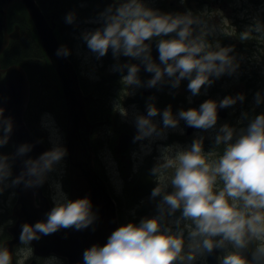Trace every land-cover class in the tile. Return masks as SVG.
<instances>
[{
	"label": "clouds",
	"instance_id": "obj_1",
	"mask_svg": "<svg viewBox=\"0 0 264 264\" xmlns=\"http://www.w3.org/2000/svg\"><path fill=\"white\" fill-rule=\"evenodd\" d=\"M64 22L75 25L76 13L68 12ZM86 23L101 26L83 31L79 39L97 60L111 51L116 61L112 71L121 73V83L128 88L169 85L178 89L181 82L187 80V90L192 96H198L202 88L213 85V78L232 76L240 67L236 57L230 55L233 48L208 41L216 27H210L201 14L194 15L191 11L163 14L146 6L143 0H113L95 20ZM254 33L264 39V23L259 19L240 33V40L246 41ZM153 42L159 63L152 56ZM55 55L68 58L71 51L60 45ZM121 57L139 63H121ZM141 66L152 74L147 81L140 78ZM155 99V96L148 98L146 115L133 116L137 132L134 143L165 139L167 129H178L181 121L187 127L211 130L217 125L218 107L230 108L245 97L240 94L219 102L207 100L199 109H181L176 115L171 105L162 111L158 109L153 103ZM255 103H264V95L256 93ZM117 107H120L119 102L114 104V110ZM4 112L0 107V149L8 145L14 131L13 118L5 117ZM120 115L127 118L128 113L122 109ZM157 116L162 118L163 127L154 122ZM243 118L248 123L239 129L222 125L214 137L215 148L208 153L203 150V137L194 139L189 149L179 145L161 148V157L150 171V175L157 178L151 199L159 198L158 215L141 219L139 225L120 226L105 245H93L83 252V264H193L197 257L212 254L217 249L223 252L219 264H264V246L258 243L264 240V114L249 117L248 113H243ZM42 126L50 130L53 147L38 158H25L35 147L29 143L16 146L11 155L0 152V193L21 184L25 189L42 187L50 181L49 174L58 171L68 151L61 146L58 129L47 114ZM180 131L183 134V130ZM220 146L223 151L217 154L215 149ZM212 156L216 159L210 160ZM17 159L21 160L22 171L13 177V164ZM169 170L170 180L166 176ZM50 187L54 191L53 206L45 213V220L20 226L19 239L23 245L62 229H88L99 218L89 198L70 199L59 180H51ZM178 211L181 215L174 221L178 229L174 233L171 227H164L163 221ZM253 241L257 247L249 261L244 251ZM21 251L24 253L23 249ZM0 264H12V254L7 247L0 248Z\"/></svg>",
	"mask_w": 264,
	"mask_h": 264
},
{
	"label": "rangeland",
	"instance_id": "obj_2",
	"mask_svg": "<svg viewBox=\"0 0 264 264\" xmlns=\"http://www.w3.org/2000/svg\"><path fill=\"white\" fill-rule=\"evenodd\" d=\"M187 1L143 0L146 6L162 12L173 7L171 6L172 4L170 5L171 2H173V5L188 9ZM217 1L208 0L209 3L206 6V9L211 11V18L207 23L210 27L213 25L216 27L215 33L208 37V41L213 45L219 43L221 47L233 48L234 50L230 55L236 57V62L240 67L237 73L232 76L224 75L219 79L213 78L215 80L213 85L202 88L201 94L198 96H192L187 90V80L182 81L178 89L170 88L168 91H165L164 88H157L154 95H151L149 88L146 87L136 88L133 86L128 88L127 85L121 83V73L112 71V66L116 63L115 60L112 64L105 66V57L108 58L107 61H111V51L107 56L97 60L95 55L88 50L84 42L79 39L80 34L85 30H94L101 25L99 23H86V21L95 20L100 12H103L113 3V0H90V2L69 0L68 12L74 11L76 13V24L67 26L62 25V22L58 21L59 27L57 33L62 39V45H65L70 49L71 53L77 55L76 64H78V73L81 76L84 88L88 92L93 89L96 90L95 97L97 101L88 104L90 120L93 122L94 118H100L104 121L107 117L109 118L108 124L100 126L93 131L91 137L92 146L100 161L107 163L110 179L115 182L119 191L122 189L123 184L121 182L119 167H117L113 160V145L120 135L119 131L127 130L132 136L137 134L133 116L134 114L146 115V105L149 102V97L155 96L156 99L153 103L160 110L162 109L163 102L166 101L168 103L170 100L172 104L180 102L183 106L189 107L195 105L198 101L201 104L207 100L219 102L226 97L227 91L231 92L235 86L242 89L245 99L242 102L238 101L236 105L229 108L230 112L233 111L235 115L230 126L237 129L246 126L248 120L243 118V113H248L249 117L264 114V103L260 105L255 103L256 93L264 95V39L257 38L255 33L252 38L246 41H241L239 36L240 33L246 31L254 23V20L259 19L261 23H264V0H224L227 3L225 7L221 6L223 0H219V3ZM46 10L47 12L51 11L49 6H47ZM232 10L233 12L231 13ZM167 12L172 14L170 10ZM156 51V46L152 44V56L154 59H156L154 56ZM151 76L149 75L142 81H147ZM167 92H171L174 96L167 95ZM185 98H188V100ZM189 98H191V102H189ZM116 102H119L120 107L114 110ZM122 109L127 111V118L120 115ZM49 116L54 121L55 128L58 129L61 146L66 148L65 127H63L61 120L56 115L51 114ZM153 119L159 126L162 125V118L160 116ZM242 120L243 123H241ZM217 124L222 126V123L217 122ZM216 129L217 126L212 130ZM46 130L47 136H45V140L52 148L53 144L50 142L51 133L49 129ZM129 150L133 151V146ZM0 152L6 154L5 147L0 149ZM213 158L216 159V156ZM49 175L50 181L43 186L47 195L52 197L54 191L50 187L51 180H59L62 183L63 179L68 176L67 156L61 165L58 166V171ZM8 183L10 184V181ZM63 190L69 196L68 191L64 188ZM16 197V187H8L3 193H0V248L3 241L11 238L6 228L15 222V219L10 218V214ZM22 249L26 254L22 253ZM15 259L17 264H31L34 260L37 261L36 264H66L65 260L55 256L37 258L34 256L30 244L23 245L21 243L15 250Z\"/></svg>",
	"mask_w": 264,
	"mask_h": 264
},
{
	"label": "water",
	"instance_id": "obj_3",
	"mask_svg": "<svg viewBox=\"0 0 264 264\" xmlns=\"http://www.w3.org/2000/svg\"><path fill=\"white\" fill-rule=\"evenodd\" d=\"M20 3L25 8L45 55L58 76L66 106V149L68 151L69 178L63 181V186L70 190V199L89 198L93 204V211L98 213V220L93 226L82 231L62 229L55 234L43 236L33 241L30 246L37 258L55 256L67 261V264H83V252L93 245L103 246L108 237L118 228L115 204L111 198L109 188L96 171L95 151L91 143V134L101 123H91L87 103L93 99L92 92L85 94L75 66L69 58H57L56 49L60 43L56 37V23L54 15L47 17L37 0H0V59L13 41L21 38L19 25L9 29L8 11L14 4ZM143 67V66H142ZM241 92L235 90V95ZM31 99V84L28 75L17 64L3 67L0 60V107L5 109V117H12L14 131L8 143L10 155L16 151V146L24 143L34 144L35 147L28 157L38 158L50 148L36 137L26 124L25 116ZM221 117L226 116L225 109L217 108ZM132 138L122 133L115 146V153H124ZM22 171L21 160L13 164V176H19ZM151 191L148 176L144 175L134 187V194L145 195ZM16 201L12 207L10 217L15 222L7 227L11 236L3 241L1 248L7 247L12 254V264H17L15 250L20 244V226L24 223L35 224L45 220V213L53 206L43 187L25 189L21 184L16 186ZM95 228V231L92 229ZM255 244L249 245L244 255L249 261ZM214 264L217 261L213 257ZM33 261L31 264H36Z\"/></svg>",
	"mask_w": 264,
	"mask_h": 264
},
{
	"label": "flooded vegetation",
	"instance_id": "obj_4",
	"mask_svg": "<svg viewBox=\"0 0 264 264\" xmlns=\"http://www.w3.org/2000/svg\"><path fill=\"white\" fill-rule=\"evenodd\" d=\"M83 1V0H82ZM84 2V1H83ZM85 2H90V0H85ZM218 3L220 2L219 0L217 1ZM208 0H204V1H199V0H188L187 1V8H182L179 7L177 5H173V2L170 3L171 6H173L172 8L168 9L172 12V14H185L188 11H191L194 15H200L201 14V18L206 20V22H209L211 16V11L206 9V6L208 4ZM227 5V3L223 0L222 1V5L223 7H225ZM154 9V8H153ZM66 9L62 8L61 6L57 9V13H54V21L56 23V37L60 43V45H62V39L59 36V34L57 33L58 27H59V22L57 20V16L62 14V12H64ZM167 9L161 13L163 14H169L167 11ZM205 11H207V14H203ZM233 12V10L231 11V13ZM174 35V34H172ZM166 38H171V37H166ZM153 44L155 45V42H153ZM76 54L75 53H71V55L68 57L71 62L73 63V65L76 68V71L78 73L79 68H77L76 64ZM155 58L153 57V59L159 63V53L158 51L155 52ZM108 58L105 57L104 61H105V66H108L109 64H112V62L114 61L113 57L111 56V61H107ZM126 61H130L129 58H125V57H121L120 62L121 63H126ZM132 63H138L137 61L131 60ZM126 74V73H125ZM79 75V79L81 82V87L83 89V92L86 93L85 88H84V84L82 82L81 76ZM141 80L145 79L146 77H148L149 75H152L146 71H144L143 67L141 66V72L139 73ZM165 89V91H168V89H170L171 87L169 85H164L161 87V89ZM160 89V88H159ZM239 90L241 92V94H243V91L240 87H233L232 91H227L226 93V97L227 96H232V97H236L235 95V90ZM150 90V94L154 95L156 94L157 88H151ZM95 91L96 90H91ZM88 93V92H87ZM90 93V91H89ZM93 94V92H92ZM163 94V93H162ZM160 94V95H162ZM169 96H174V94H172L171 92H167L166 93ZM186 100H188V98H185ZM222 100V99H221ZM97 101V98L93 97V99L89 102L90 103H94ZM169 105L172 106V111L173 114L176 115L179 110L184 109V110H188L190 108H196L199 109L201 103L200 101L196 102L195 105L189 106V107H185L183 106L182 103H177V104H172L171 100L167 103L166 101L163 102L162 104V110H164L165 108H167ZM226 112V116L223 118L221 117V115L218 114V123H222V125L224 124H232V120H234V112H230L229 108L225 109ZM218 113V112H217ZM109 123V118L107 117L106 120L101 121V125L97 126H103ZM217 129L216 130H208V131H204L201 129H195V128H191V127H187L186 124L181 121L179 128L178 129H167V136L165 139H156L152 142H149L148 140L145 141H141V142H133V138L134 136L130 135V133H128V131H119L120 135L122 133H127L128 135L131 136L132 140L130 142V144L128 145L127 150L120 154L117 155L115 153V146L117 145V140L116 139L114 145H113V160L115 162V164L117 165V167H119V171H120V176H121V182L123 184L122 189L119 191V189L117 188V185L115 184V182H113L110 179V176L108 174V168H107V163H104L103 161H100V159L97 157L96 153H95V161H96V171L99 174V176L105 181L106 185L109 188V192L111 194V198L115 204V208H116V216H117V221H118V228L122 225H126L128 223H134L136 225H139L141 219L147 217V218H152L155 217L156 215H158L157 210H156V205L159 201V198H157V200H152L151 199V192L154 189V187H156V183H157V178L153 177L152 175H150V171L152 169V167L159 161L160 157H161V151L160 148L157 146L158 142H164L165 147L170 146L171 144L174 143V133H178L182 138L185 139H189V142L187 144L186 149H188L193 140L203 137V150L205 153H208L212 150H214L215 145H214V137L217 134L219 128L221 127V125H216ZM163 127V124L160 126ZM215 128V127H214ZM213 128V129H214ZM183 130V134H181L180 130ZM95 130V129H94ZM93 130V131H94ZM93 134V132H92ZM91 134V137H92ZM119 135V136H120ZM92 139V138H91ZM134 148L133 151H130V147ZM150 148V152L148 151V149ZM217 154L222 153L223 151V146H220L218 149H215ZM214 156L210 157V160H213ZM119 173V172H118ZM144 175L148 176V182L150 184L151 187V191L148 194L145 195H135L134 194V187L137 185L138 181L143 178ZM166 176L169 178L171 177V171L169 170L168 172H166ZM69 178V173L68 176ZM65 179H68V178ZM63 179V181L65 180ZM63 183V182H62ZM64 188V186H63ZM65 190L68 191L69 193V197H70V190L64 188ZM45 194L47 195V192L44 188ZM169 192L172 191L171 188H169L168 190ZM48 198L50 199L51 203V197H49V195H47ZM53 205V204H52ZM134 213V214H133ZM181 215V213L178 211L174 216L172 217H168L166 218L165 221H163V225L165 228L171 227L173 229V232H177L178 229L174 224L175 219L179 218V216ZM181 228H183V223L180 225ZM185 235H187V233H185ZM255 244V249L257 247V243L255 241H253ZM260 245L264 246V240H261L258 242ZM252 244V243H251ZM255 251V250H254ZM214 255H216L217 257V261L215 264H219V257L223 255V252L219 249L215 250L212 254H207L205 256H200L197 257V259L193 262V264H214ZM66 261V260H65Z\"/></svg>",
	"mask_w": 264,
	"mask_h": 264
},
{
	"label": "trees",
	"instance_id": "obj_5",
	"mask_svg": "<svg viewBox=\"0 0 264 264\" xmlns=\"http://www.w3.org/2000/svg\"><path fill=\"white\" fill-rule=\"evenodd\" d=\"M37 2L48 18L54 15V13H57V9L60 6L65 8L66 10L56 18L59 22H62V25L68 26V24L64 22V17L69 10V0H37ZM47 6H49L51 11H45ZM15 24L20 26L21 38L18 41L10 43V46L1 56L0 60L3 67L17 64L25 69L31 84V99L25 121L31 132L42 142L47 144L45 140L47 130L41 127V122L44 118L43 115L48 112L54 113V107H59L58 113L60 114V120L63 127H66L65 99L62 93L60 80L45 55L31 19L20 3L14 4L9 10L10 29H12ZM5 63H7V65H5ZM84 91H86V93L88 92L86 89ZM92 92L95 97L96 92ZM101 121L102 119L100 118H94L93 120L94 123H99ZM5 151L6 154L10 155L9 145L5 146Z\"/></svg>",
	"mask_w": 264,
	"mask_h": 264
},
{
	"label": "bare ground",
	"instance_id": "obj_6",
	"mask_svg": "<svg viewBox=\"0 0 264 264\" xmlns=\"http://www.w3.org/2000/svg\"><path fill=\"white\" fill-rule=\"evenodd\" d=\"M83 1H85V0H83ZM54 113H52V112H48L47 113V115L49 116V115H56V117L58 118V119H60V114L58 113L59 112V107H54V111H53ZM46 115V114H45ZM45 115H43V116H45ZM43 120V119H42ZM41 120V121H42ZM41 125H42V122H41ZM41 127H43V126H41ZM44 128V127H43ZM42 129V128H41ZM43 130V129H42ZM188 142H189V139H185V138H182L178 133H174V143L173 144H171L170 146H172V145H179V146H181L183 149H186V147H187V144H188ZM157 146L161 149V148H163V147H165V144H164V142H158L157 143Z\"/></svg>",
	"mask_w": 264,
	"mask_h": 264
}]
</instances>
